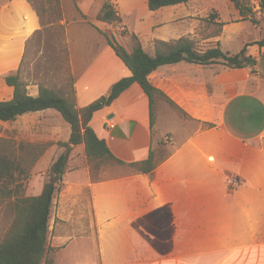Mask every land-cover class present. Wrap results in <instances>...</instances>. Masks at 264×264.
<instances>
[{"label": "crops", "instance_id": "crops-1", "mask_svg": "<svg viewBox=\"0 0 264 264\" xmlns=\"http://www.w3.org/2000/svg\"><path fill=\"white\" fill-rule=\"evenodd\" d=\"M106 1L118 11L119 20L111 25L97 18ZM209 1L189 0L157 11L149 9L148 0L44 1L46 17L58 16L46 30L58 25L63 32L58 46L68 51L79 110L132 75L105 32L113 33L128 51L134 47L129 48L131 36L151 55L156 40L190 37L201 49L220 42L232 54L248 45L259 61L255 74L221 64L160 66L150 79L166 98L156 100L153 125L150 100L137 83L97 111L91 126L125 164L93 169L85 145L72 146L50 218L48 246L55 264H264V48L249 45L263 37L264 28L244 20L227 0L226 16L215 8L216 22L223 24L221 35L211 37L205 20L214 8ZM135 12L137 26L131 33L127 18ZM7 16L16 24L9 29L8 57L10 68H16L22 49L44 27L27 0L0 4V20ZM246 24L255 37H231ZM233 42L238 50L228 47ZM174 108L199 128L189 129ZM165 111L180 124V143L175 144L173 134L155 136ZM45 112L58 114L51 109L37 113ZM66 123L64 138L54 133L46 142L56 143L53 147L68 142L71 127ZM61 148L55 158L50 147L41 161L49 156L46 165L52 166L65 152ZM165 148L170 150L163 153ZM151 153L156 164L152 172L129 166L148 160Z\"/></svg>", "mask_w": 264, "mask_h": 264}, {"label": "trees", "instance_id": "trees-1", "mask_svg": "<svg viewBox=\"0 0 264 264\" xmlns=\"http://www.w3.org/2000/svg\"><path fill=\"white\" fill-rule=\"evenodd\" d=\"M188 1L148 0V7L151 11H157ZM230 1L235 4L244 20H250L254 25L260 23L257 12H264V0H256L259 4L258 10L255 6L246 7L243 0ZM117 14L114 4L106 1L97 18L111 25L119 20ZM217 24L220 29L213 37H219L222 32L223 24ZM104 35L132 75L116 82L108 96L101 97L81 110L77 108L73 84L67 93L40 85L38 94L32 95L27 84L20 81L17 75L6 77V83L14 87V93L11 99L0 100V121L13 122L27 114L56 110L70 125L71 136L68 142L57 143L65 148V152L52 164L50 178L41 194L37 196L26 194L27 181L38 161L56 143H16L0 136V201L14 214L13 223L0 243V264H55L48 246L50 218L55 196L61 189L72 146L85 145V153L93 169L101 168L108 161L125 164L114 156L106 140L98 136L90 123L97 111L110 105L134 83L140 85L150 100L153 125L156 119V100L159 97L166 98L150 79L152 73L160 66L185 61L202 66L221 64L228 69L249 68L252 74L258 72L259 61L249 54L248 45L240 52L232 54L225 52L220 42L207 49H201L197 40L182 37L172 41L156 40L155 54L151 55L140 43L128 51L117 42L112 33L105 32ZM253 44L264 48V35L259 41L249 45ZM129 166L144 173L152 172L156 166L153 153L148 160L131 163Z\"/></svg>", "mask_w": 264, "mask_h": 264}, {"label": "rangeland", "instance_id": "rangeland-1", "mask_svg": "<svg viewBox=\"0 0 264 264\" xmlns=\"http://www.w3.org/2000/svg\"><path fill=\"white\" fill-rule=\"evenodd\" d=\"M32 7H34L39 13L44 30L39 32L33 40L27 45V47L22 49L21 54V64L19 67L10 68L8 65V57L10 52L9 46V35H10V27H15V19L11 17H4V19L0 20V100H9L13 97L11 93H9L10 86L6 83V77L9 75H17L20 78V81L25 82L28 86L29 92L33 94V92L39 91L40 85H45L49 88H53L56 91H60L63 93H67L71 90L73 79L69 70V55L66 47H59V40L63 37V32L60 30L58 25H55L51 28H47L46 25L52 22L58 21L57 15H50L46 17V11L43 12L44 1L46 0H27ZM226 1L227 0H210V4L212 10L210 11V15L206 21H209L210 26V36L213 37L216 35L220 29V26L217 24V11L221 10L224 16L227 15L226 12ZM246 7L255 6L258 10L259 7L255 0H243ZM3 2H8V0H0V4ZM138 16V12L133 13L127 18L128 26L130 27V32L134 33V29L136 28V20ZM257 18L260 23L256 25L258 28H264V12H257ZM12 22V23H10ZM248 25V24H246ZM242 26L239 29L238 34L231 35L233 38H240L244 40L245 38H253L257 35L255 30L251 28V26ZM125 30H121V33H124ZM113 34V33H112ZM138 36V32H136ZM129 48H132L135 44H137V38L130 37ZM232 50H238L239 44L238 42L230 44L228 46ZM15 50V49H13ZM19 50V49H17ZM261 67H264V59ZM264 93V90H263ZM175 109V108H174ZM53 112H57L56 110H52ZM176 111V109H175ZM58 113V112H57ZM185 112L176 111V115L180 117L181 120L185 122V125L189 129H197L199 128V124L197 122H193ZM160 115L164 117L162 122H158L155 125V136L158 137V134H173L176 136L175 144L180 143L179 137L182 134L180 124L178 120L171 119L172 112L165 111ZM66 121L62 118V116L58 113L55 115H46L45 113H31L24 115L18 118L13 122H2L0 121V136L10 139L16 143L25 142L32 144H42L46 143L47 138L53 137L54 133L56 135L63 137L66 135L67 129L65 124ZM67 124V123H66ZM68 125V124H67ZM264 145V144H263ZM54 157L58 156L63 148L59 146H51ZM171 149V145H170ZM170 149H163V153H167ZM46 154V152H45ZM44 154V155H45ZM43 155V156H44ZM50 157H46L45 161L42 162L41 159L35 165L29 180L27 181V191L26 194L28 196L38 195V189H41L42 182H48L50 178V168L51 166L46 165V161H48ZM116 165L113 161L106 162L103 166H112ZM36 176V177H34ZM42 177L39 178V177ZM33 181V186L31 182ZM40 187V188H39ZM14 220L13 211L7 207V205L0 201V243L3 240L4 236L8 232Z\"/></svg>", "mask_w": 264, "mask_h": 264}, {"label": "built area", "instance_id": "built-area-1", "mask_svg": "<svg viewBox=\"0 0 264 264\" xmlns=\"http://www.w3.org/2000/svg\"><path fill=\"white\" fill-rule=\"evenodd\" d=\"M256 1V0H255ZM256 3H257V6L259 7V4H258V2L256 1ZM110 127L111 128H114V123L113 122H110ZM170 140V139H169Z\"/></svg>", "mask_w": 264, "mask_h": 264}]
</instances>
